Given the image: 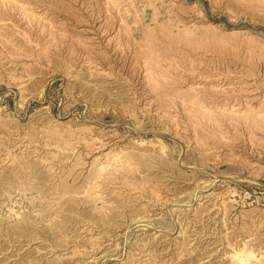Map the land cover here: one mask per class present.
Segmentation results:
<instances>
[{"label":"rangeland","instance_id":"1","mask_svg":"<svg viewBox=\"0 0 264 264\" xmlns=\"http://www.w3.org/2000/svg\"><path fill=\"white\" fill-rule=\"evenodd\" d=\"M4 1L0 264H264V0Z\"/></svg>","mask_w":264,"mask_h":264},{"label":"bare ground","instance_id":"2","mask_svg":"<svg viewBox=\"0 0 264 264\" xmlns=\"http://www.w3.org/2000/svg\"><path fill=\"white\" fill-rule=\"evenodd\" d=\"M1 1H3V2L5 3L4 0H1ZM102 1H103V0H102ZM115 1H116V0H115ZM115 1L113 2V0H112V3H115ZM117 2H119V1H117ZM117 2H116L115 4L118 5L119 3H117ZM1 3H2V2H1ZM1 3H0V4H1ZM8 3H9V1H8ZM13 3H14V2H13ZM8 6H9V5H8ZM120 6H121V5H120ZM6 7H7V6H6ZM114 7H116V6H114ZM118 10H119V9H118ZM17 12H18V11H17ZM23 13H24V12H23ZM18 14H19V13H18ZM105 15H106V14H105ZM31 16H32V15H31ZM29 17H30V16H29ZM35 17H36V16H35ZM118 18H119V17H118ZM110 19H111V18H110ZM186 20H187V19H186ZM188 20H189V18H188ZM193 22H194V21H193ZM43 23H44V22H43ZM194 23H195V22H194ZM3 25H4V24H3ZM43 25H44V24H43ZM2 27H3V26H2ZM5 27H6V26H5ZM107 30H108V29H107ZM123 30H124V29H123ZM102 32H103V31H102ZM120 34H121V31H120ZM127 34H128V32H127ZM128 36H129V35H128ZM126 39H127V38H126ZM167 40H168V39H167ZM130 42H131V41H130ZM166 42H167V41H166ZM168 42H169V41H168ZM174 42H175V41H174ZM180 42H181V41H180ZM194 43H195V42H194ZM206 43H207V42H206ZM132 45H133V44H132ZM177 46H178V45H177ZM153 47H154V46H153ZM174 47H175V46H174ZM174 47H173V48H174ZM147 48H148V47H147ZM178 48H179V47H178ZM151 49H152V48H151ZM149 50H150V49H149ZM175 50H176V49H175ZM182 50H183V49H182ZM188 50H189V49H188ZM188 50H187V51H188ZM192 50H193V49H192ZM150 51H151V50H150ZM153 51H155V50H153ZM156 51H157V50H156ZM187 51H186V52H187ZM144 52H147V50L144 51ZM157 52H158V51H157ZM147 54H148V53H147ZM150 54H151V52H150ZM155 54H156V53H155ZM178 54H179V53H178ZM185 54H186V53H185ZM194 54H195V53H194ZM142 55H143V54H142ZM153 55H154V54H153ZM157 55H159V54H157ZM143 56H145V55H143ZM155 56H156V55H155ZM176 56H177V54H176ZM146 57H147V56H146ZM146 57H145V58H146ZM150 57H151V56H150ZM179 57H180V56H179ZM154 58H155V57H154ZM160 58H161V57H160ZM184 58H186V57H184ZM190 58H192V57H190ZM147 59H149V57H148ZM157 59H158V58H157ZM167 59L170 60L169 58H167ZM167 59H166V60H167ZM179 59H180V58H179ZM187 59H188V58H187ZM153 60H155V59H153ZM159 60H160V59H159ZM183 60H184V59H183ZM147 61H148V60H147ZM147 61H145V63H146ZM155 61H158V60H155ZM180 61H181V60H180ZM191 61H192V60H191ZM162 62H163V61H162ZM167 62H168V61H167ZM188 62H189V61H188ZM193 62H194V61H193ZM151 63H152V62H151ZM156 63H157V62H156ZM160 63H161V62H158L157 64H160ZM163 63H164V62H163ZM174 63L176 64V63H179V62H174ZM184 63H185V61H184ZM201 63H202V62H201ZM169 64H170V63H169ZM169 64H168V65H169ZM179 64H182V63H179ZM190 64H191V63H190ZM190 64H189V65H190ZM195 64H196V63H195ZM195 64H194V65H195ZM202 64H203V63H202ZM146 65H147V63H146ZM177 65H178V64H177ZM182 65H183V64H182ZM191 65H192V64H191ZM148 66H149V65H148ZM154 66H155V65H154ZM157 66H158V65H157ZM161 66H164V64H163V65L161 64ZM166 66H167V65H166ZM178 66L181 68L180 65H178ZM186 66H187V65H186ZM186 66H185V68H187ZM179 67H178V68H179ZM183 67H184V66H183ZM191 67H192V66H191ZM198 67H199V66H198ZM143 68H144V67H143ZM148 68H149V67H148ZM155 68H156V67H155ZM169 68H170V67H169ZM169 68H168V69H169ZM144 69H145V68H144ZM158 69H159V68H158ZM164 69H165V68L163 67V70H164ZM166 69H167V67H166ZM166 69H165V71H166ZM182 69H183V68H182ZM195 69H196V65H195ZM183 70H185V69H183ZM188 70H189V69H188ZM193 70H194V69H193ZM147 71H149V70L147 69ZM147 71H146V72H147ZM150 71H152V70H150ZM155 71H156V70H155ZM153 72H154V71H153ZM153 72H152L151 74H153ZM170 72H172V71H170ZM181 72H182V71H181ZM192 72H193V71H192ZM194 72H195V71H194ZM149 73H150V72H149ZM158 73H159V72H158ZM161 73H162V71H161ZM161 73H160V74H161ZM185 73H186V72H185ZM147 74H148V73H147ZM147 74H146V75H147ZM155 74H157V73H155ZM146 75H145V77H146ZM157 75H158V74H157ZM163 75H164V74H163ZM170 75H171V74H170ZM192 75H193V74H192ZM217 75H218V74H217ZM147 76H149V75H147ZM155 76H156V75H155ZM161 76H162V74H161ZM185 76H186V75H185ZM198 76L200 77V75H198ZM145 77H144V79H145ZM149 77H150V76H149ZM149 77H146V79H148ZM188 77H189V76H188ZM191 77H192V76H191ZM193 77H194V76H193ZM157 78H158V76H157ZM178 78H179V77H178ZM184 78H185V77H184ZM146 79H145V80H146ZM159 79H160V78H159ZM196 79H197V78H196ZM192 80H193V78H192ZM197 80H198V79H197ZM197 80H196V81H197ZM147 81H148V80H147ZM152 81H153V80H152ZM155 81H156V80H155ZM187 81H188V80H187ZM150 82H151V81H150ZM201 82H202V81H201ZM23 83H24V82H23ZM155 83H157V82H155ZM159 83H160V82H159ZM209 83H211V82H209ZM158 85H159V84H158ZM161 85H162V84H161ZM165 85H166V84H165ZM167 85H168V84H167ZM245 85H246V84H245ZM211 86H212V85H211ZM214 87H215V86H214ZM218 87H219V86H218ZM254 87H255V86H254ZM163 88H164V87H163ZM166 88H167V87H166ZM195 88H196V87H195ZM204 88H205V86H204ZM247 88H248V86H247ZM247 88H246V89H247ZM259 88H260V87H259ZM159 89H160V88H159ZM202 89H203V88H202ZM202 89H200V90H202ZM217 89H221V87H220V88H217ZM217 89H216V92H217ZM162 90H163V89H161V91H162ZM167 90H168V89H167ZM195 90H196V89H195ZM251 90H252V89H251ZM253 90H254V89H253ZM156 91H157V90H156ZM164 91H165V90H164ZM196 91H197V90H196ZM204 91H205V90H204ZM211 91H212V90H210V92H211ZM214 91H215V88H214ZM220 91H221V90H220ZM220 91H219V92H220ZM223 91H224V90H222V93H223ZM254 91H255V90H254ZM201 92H202V91H201ZM210 92H208V93H210ZM246 92H247V91H246ZM159 93H160V92H159ZM162 93H163V92H162ZM199 93H200V91H199ZM204 93H205V92H204ZM191 94H192V93H191ZM211 94H212V93H211ZM214 94H215V93H214ZM188 95H189V94H188ZM192 95H193V94H192ZM194 95H196V94H194ZM197 95H198V93H197ZM199 95L201 96V93H200ZM199 95H198V96H199ZM208 95H209V94H208ZM208 95H207V96H208ZM202 96H203V94H202ZM207 96H206V97H207ZM214 96H216V94H215ZM217 96H218V95H217ZM222 96H224V95H222ZM232 96H233V95H232ZM204 97H205V95H204ZM218 97H219V96H218ZM227 97H228V96H227ZM197 98H199V97L194 96L192 99L195 100V99H197ZM207 98H208V97H207ZM214 98H215V97H214ZM253 98H254V97H253ZM210 99H211V98H210ZM210 99H208V100L210 101ZM201 100H202V99H201ZM198 101H200V100L198 99ZM198 101L196 102V104L199 105ZM204 101H205V99H204ZM182 102L184 103L183 99H182ZM185 103H186V102H185ZM191 104H193V103H191ZM191 104H190V105H191ZM184 105H186V104H184ZM194 105H195V104H194ZM195 106H196V105H195ZM186 107H187V106H186ZM202 107H203V106H202ZM202 107L200 106V108H202ZM188 108H189V107H188ZM191 108H192V107H191ZM233 108H234V107H233ZM194 109H195V108H194ZM197 109H198V108H197ZM206 109H207V108H206ZM210 110H211V109H210ZM233 110H234V109H233ZM191 111H192V109H191ZM201 111H203V110H201ZM204 111H205V108H204ZM220 111H221V110H220ZM207 112H208V111H207ZM207 112H206V113H207ZM216 112H217V111H216ZM223 112H224V111L220 112V113H221V114H220L221 116L223 115V114H222ZM195 113H196V112H195ZM201 113H202V112H201ZM212 114H214V113L212 112ZM212 114H211V115H212ZM202 115H203V113L201 114V116H202ZM208 115H210V114L208 113ZM216 115H219V113L216 114ZM224 115H225V112H224ZM224 115H223V116H224ZM194 116H195V115H194ZM201 116H199V117H201ZM221 116H220V117H221ZM195 117H196V116H195ZM205 117H207V114H206V116H204V118H205ZM197 118H198V115H197ZM204 118H203V120H205ZM210 118H211V117H210ZM225 118H226V116H225ZM195 119H196V118H195ZM212 119H213V118H212ZM222 119H223V118H222ZM222 119H221V120H222ZM197 120H198V119H197ZM199 120H200V119H199ZM203 120H202V121H203ZM210 120H211V119H210ZM210 120H209V121H210ZM223 120H224V119H223ZM209 121H208V122H209ZM194 122H195V121H194ZM203 122H204V121H203ZM212 122L214 123V120H212ZM201 123H202V122H201ZM210 123H211V122H209L208 124H210ZM213 123H212V124H213ZM206 124H207V122H206ZM214 124H216V123H214ZM214 124H213V125H214ZM198 125H199V127H200L201 124H198ZM198 125H197V126H198ZM261 125L264 126V123L261 124ZM195 126H196V125H195ZM203 126H204V125H203ZM205 126H206V125H205ZM205 126H204V127H205ZM213 127H214V126H213ZM197 128H198V127H197ZM201 128H202V130L205 129V128H203V127H201ZM116 140H117V139H116ZM211 196H212V195H211ZM67 251H68V250H67ZM48 253H49V252H48ZM12 256H13V255H12ZM42 258H43V257H42ZM44 258H45V257H44ZM56 258H57V257H56ZM56 258H55V259H56Z\"/></svg>","mask_w":264,"mask_h":264}]
</instances>
